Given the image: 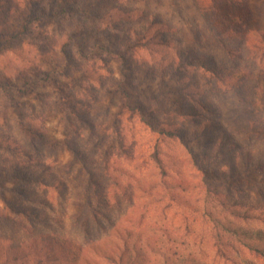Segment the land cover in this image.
Returning <instances> with one entry per match:
<instances>
[{
    "label": "rangeland",
    "instance_id": "374dc122",
    "mask_svg": "<svg viewBox=\"0 0 264 264\" xmlns=\"http://www.w3.org/2000/svg\"><path fill=\"white\" fill-rule=\"evenodd\" d=\"M24 1L5 0L6 6H18V11L23 10ZM52 1L43 0L40 3L42 7L32 8L31 18L36 17L39 24L25 35L22 43L13 41L2 45L0 50V264H116L106 255L116 257L123 242L132 247L130 257L126 258L133 259L129 264H264L261 255L245 249L228 234L222 233L225 246L215 245L216 232L210 222L212 218L209 220L203 216L200 190L191 193V205L186 203L190 196L182 194L181 205L173 203L163 209L166 201H160L163 196L161 187L153 188V193H160L158 196H149L148 192H141L133 186L128 193L130 205L122 191L115 201L109 195L111 207L103 213L110 217V222L102 214L97 216L96 223L82 212L87 168L96 172L99 166L107 165L111 179L121 178L123 184L124 177H127L124 174L139 179L148 172L152 165L146 163L151 162L156 149L157 157L164 165H180L182 162L179 167L181 176L175 179L195 171L191 167L188 150L178 140L167 137L168 134L151 131L137 116L118 113L120 100L105 92L111 87L110 80L104 79L103 67V62H106L108 67L118 71L116 69L121 64L122 71L128 75L132 71L137 73L135 77L143 86L151 88L154 98L161 102L163 98L168 99L167 103L163 102L164 106L171 107V101H178L180 106L182 99L177 91L180 83L177 84L176 80H180L189 95L195 96L199 74L188 69L175 79L168 76L163 78L164 81L152 83L146 73L152 65L158 68L160 75L166 73L170 62H174L173 48L184 43L191 46L193 33L190 30L194 26H189L190 30H181L184 25H181L168 0H93L97 5L95 13L103 22L95 19L86 27L91 33L81 38L82 32H79L71 38L68 36L70 29L80 27L81 19L71 20L70 17L50 22L49 17L57 11L52 5L47 7V3ZM54 1L58 3L59 0ZM249 3L254 9L255 19L264 13V0H249ZM119 9L146 13L141 16L132 14L129 18L119 14ZM153 11L156 19L167 27H175L176 31L161 34L158 26H151L148 35H154L155 40L145 47L135 48L130 59V53L125 55L133 45L134 35L130 31L144 26L149 19L147 13ZM183 15L188 23L194 18V14L184 9ZM16 16L17 13L12 12V23H15ZM7 26L6 21L0 22L1 33H9ZM94 26L105 30L99 43L110 53H117L115 58L103 51L99 56L102 59L86 61L80 57L85 53L91 55L89 47L93 42L88 40V36L100 37ZM176 38L184 43H177ZM84 68L85 73H82ZM92 69H100V76L90 75ZM115 76H118L117 72ZM98 79L104 87L98 86ZM54 80L68 85L64 94L69 96L67 101L74 111H66V115L51 103L57 97L50 84ZM48 101L50 107L45 106ZM156 103L148 105L163 107ZM227 107L231 108L228 103ZM227 107L222 108L223 115L230 117ZM70 111L78 117L68 115ZM115 113L116 117H113ZM149 116L146 118L148 121ZM154 116L162 123L176 124L173 118L167 120L159 113ZM235 120L232 119V123ZM107 121H113L112 125L107 123L106 127L100 128L97 137L90 132L91 122L100 124ZM25 129L44 135L50 146L45 142L33 143ZM107 129L110 132L99 137V133ZM175 129L176 126L171 128L172 131ZM77 133L81 136L76 137ZM190 134L188 132L186 136L190 137ZM66 140L71 147H74L73 141L77 144V153L65 145ZM189 147L201 153L203 143L196 138ZM51 175L54 176L52 179L48 177ZM98 178L99 181L102 179ZM53 179L64 181V192L43 186L42 182ZM151 179L157 178L153 176ZM151 179L140 180L142 183L138 182L137 187L149 185L153 181ZM128 183L130 186L133 184L132 181ZM253 185L247 182L246 192ZM236 197L245 198L238 194ZM197 207L200 211L196 212ZM230 219L236 226L263 228L253 220ZM219 250L225 251V255H221Z\"/></svg>",
    "mask_w": 264,
    "mask_h": 264
},
{
    "label": "trees",
    "instance_id": "16d2710c",
    "mask_svg": "<svg viewBox=\"0 0 264 264\" xmlns=\"http://www.w3.org/2000/svg\"><path fill=\"white\" fill-rule=\"evenodd\" d=\"M41 1L43 0H26L23 10L18 11V6L9 8L5 0H0V22L6 21L9 25L7 26L8 34L0 31V50L2 45H9L13 41L22 43L25 35L36 27L35 24H39L36 17L31 18V15L32 8L42 7ZM168 2L171 9L178 14L181 25H184H180L181 30L184 28L190 30L189 26H194L190 30L193 33L192 43L188 46V43L185 44L181 39L176 38L177 43L184 44L179 48H173L172 60L174 62H170V69L160 75L158 68L152 65L146 75L149 76V82L157 83L156 80L164 81L163 78L168 76L175 79L179 74L193 69L200 75V80L198 79L196 83L195 96L189 95L177 79V84L180 83L177 91L182 99L181 105L178 106L180 104L178 101H171L172 106L166 107L163 102L167 103L168 99L163 98L161 102L160 99L154 98L151 88L148 85L143 86V83L135 77L137 73L132 71L128 75L126 71H122L121 64L116 69L118 71H114L112 67H108V63L103 62L104 79L110 80L109 87H111L105 92L120 100L119 114H127L129 117L137 116L140 122L148 126L151 131L163 135L168 134L167 137L174 138L183 144L189 152L191 167L195 171H190L188 175H184L179 180L175 179L181 176L179 167L182 162H179L180 165L178 163L164 165V162L157 157L156 149L151 155V162L146 163V165H152L148 168V172L139 179H134V175L130 177L124 174L127 177H124L125 183L123 184L120 181L121 178L111 179L112 175L109 174L107 165L99 166V172L98 170L92 172V169L87 168L88 180L84 186L85 199L82 202V212L96 223H98L97 216L102 214L110 222V217L103 213V210L111 207L109 195L115 201L119 191H122L123 197L129 199L130 205L131 196L128 193L133 190V186L141 192H148L149 196H158L160 193H153V188L161 187L163 190L160 191H163V196L160 201H166L163 209L173 203L178 204L177 206L181 205L182 194L190 196L186 203L191 205V193L194 190H200L204 203L203 216L208 217L209 220L212 218L210 222L216 232L215 245L218 244L220 248L225 246L222 233L228 234L235 238L242 247L264 258V139L262 138L264 136V13L255 19L254 9L249 0H168ZM49 5L57 10L54 16L49 17L50 22L54 23L56 19L70 17L71 20L81 19L82 26L70 29L68 36L71 38L79 32H82L81 38L91 33L86 27L91 25L93 20L99 18L103 22L100 15L97 17L95 13L97 5L93 0H59L58 3L53 0L47 3V7ZM183 9L194 14V18L190 21L193 25L185 21ZM124 10L119 9L118 13L129 18H132V14L141 16L146 13ZM12 12L17 13L15 23L11 22ZM155 14V11L147 13L149 23L130 31L134 35L133 45L129 46L130 50L125 54L130 53V59L133 58L135 48L145 47L146 44L155 40L154 35H148L151 26H158L161 34L176 31L175 27H167L162 21L156 19ZM93 28L100 33V37L88 36L90 39H87L93 42L89 47L91 55L88 56L85 53L80 57L86 61H94L100 58V52L103 51L111 54V58H115L114 54L117 53H110L105 46L99 43L105 30L95 26ZM85 69L82 73H85ZM99 71L100 69H92L89 74L100 76ZM127 71L129 72L130 68ZM116 72L118 76H115ZM47 73L44 75H48ZM97 81L99 87H104L100 79ZM50 84L52 92L57 93V97L51 103L57 105L65 115L66 111H74L67 101L69 96L64 94L68 85H62L55 80L50 81ZM177 91L174 93L177 94ZM57 100L59 104L56 103ZM222 101H225L224 105ZM156 102L162 104L163 107L148 105L157 104ZM51 103H45V106L50 107ZM227 103L231 108L228 109ZM225 107L231 112L230 117L223 115L222 108ZM72 111L68 115L76 116ZM156 113L162 114L167 120L175 119L176 124L160 122L159 118L154 116ZM149 114L150 121L146 119ZM113 117H116V113ZM232 119H236L235 122L232 123ZM111 122L100 124L91 122L89 130L97 137L99 129L106 127L107 123L112 125ZM20 124L25 125L23 122ZM173 126H176L175 131L171 130ZM160 127L161 130L158 129ZM25 132L33 143H46L44 135L32 129H25ZM109 132L108 129L101 131L99 137ZM188 132L191 133L190 137L186 136ZM75 136L80 137L81 133ZM196 138H200L203 143L201 153L189 147V143ZM260 143L261 147H258ZM65 145H68L71 151L78 152L74 141L72 143L74 147H71L68 142ZM92 162L96 161L92 160ZM52 176L48 177L52 179L54 177ZM153 176L157 179H151ZM98 177L102 179L99 181ZM148 179L153 180L149 185L137 187L140 180L147 181ZM129 181L133 182L131 186ZM247 182L254 185L246 192L244 187L247 186ZM42 184L64 192V181L61 179L45 181ZM248 192H252L253 195H249ZM231 193L234 195L232 196ZM235 194L239 197L244 195L245 198H234ZM195 211H200V208L197 207ZM230 218L243 222L253 220L260 223L263 228L236 226ZM131 252L132 247L127 242H123V246L117 249L116 257L106 256L116 264H129L133 259L126 258L130 257ZM219 252L225 255V251L219 250Z\"/></svg>",
    "mask_w": 264,
    "mask_h": 264
}]
</instances>
